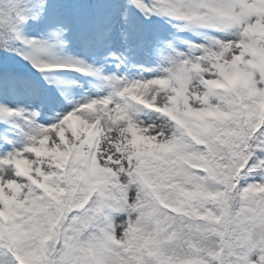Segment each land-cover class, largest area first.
Masks as SVG:
<instances>
[{"label":"snow or ice","instance_id":"obj_1","mask_svg":"<svg viewBox=\"0 0 264 264\" xmlns=\"http://www.w3.org/2000/svg\"><path fill=\"white\" fill-rule=\"evenodd\" d=\"M0 264H264V0H0Z\"/></svg>","mask_w":264,"mask_h":264}]
</instances>
